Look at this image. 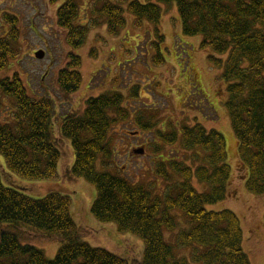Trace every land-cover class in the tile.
<instances>
[{"label": "trees", "instance_id": "16d2710c", "mask_svg": "<svg viewBox=\"0 0 264 264\" xmlns=\"http://www.w3.org/2000/svg\"><path fill=\"white\" fill-rule=\"evenodd\" d=\"M50 1L56 4L59 0ZM78 1L62 0L56 9V23L66 32L65 41L72 50L82 47L92 26L78 22ZM162 4L174 5L181 34L200 37L198 49L206 51V61L221 70L217 92L223 98L217 94L219 99L216 98L223 103L236 137L238 175L246 180L250 193L263 195L264 0H103L93 12L104 20L111 37H117L126 26L125 10L134 17L136 29L152 31L153 71L165 62L159 55L165 42L159 26ZM7 22L14 24L15 19ZM15 37L16 30L12 29L7 39L0 40V70L9 57L15 56L8 45ZM149 40L148 35L147 43L140 48L144 50ZM138 47L134 46L136 53ZM68 57L70 62L59 70L56 79L64 94L76 92L81 82L77 71L80 58L72 54ZM0 93L15 105L10 121L0 123V156L7 172L30 182L55 179L61 154L51 133L54 102L47 97H29L17 73L0 80ZM122 101L119 92L89 97L81 116H68L59 125L62 137L71 142L75 158L68 174L83 177L96 188L90 208L93 218L114 224L118 233H131L143 241L141 261L134 264H250L242 249L238 217L228 209L206 208L230 194L226 186L232 170L227 163L224 137L216 130L204 129L197 116L192 124L183 120L174 125L167 122V130H159L154 122L155 108L134 111L123 106ZM129 121L135 129L152 133L162 141L154 142L155 151L174 144L184 151L181 158H155L153 171L164 184L159 186L162 194L153 193L152 184L131 183L106 169L113 157L114 139L110 132L118 123ZM189 151L192 152L188 154ZM98 162L102 172L96 169ZM10 174L6 178L0 173V264H132L80 239L70 216L68 196L50 192L33 199L22 192L23 187L15 185L28 184L13 180ZM3 177L8 183L4 184ZM193 179L209 184L210 190L198 192ZM176 209L183 216H172ZM181 218L187 227L180 228ZM20 225L59 240L62 245L55 257L47 260L33 245L21 243L20 233L25 231ZM178 227L175 240L166 242L164 231L174 232ZM176 248H188L189 254L178 256Z\"/></svg>", "mask_w": 264, "mask_h": 264}, {"label": "rangeland", "instance_id": "374dc122", "mask_svg": "<svg viewBox=\"0 0 264 264\" xmlns=\"http://www.w3.org/2000/svg\"><path fill=\"white\" fill-rule=\"evenodd\" d=\"M94 1H78V22H87L92 26L82 47L72 50L66 44V32L56 23L55 12L61 0L57 4H52L50 0H0V40L7 39L12 29L16 30L15 39L8 41L9 50L15 56L9 57L6 66L0 70V80L11 78L17 73L29 97L39 99L48 96L54 100L55 116L51 121V133L61 154L57 175L53 180H20L7 172L2 156L1 175L8 178L5 174H10L13 180L28 184L15 185L23 187L24 190L21 191L33 199L42 198L50 192L68 196L71 203L70 216L78 228L80 239L92 247L106 249L134 264L141 261L143 241L131 233H118L113 225L100 223L93 218L90 208L96 197V188L89 180L68 174L75 158L71 142L62 137L59 125L71 114L81 116L89 97L113 92L121 94L122 105L130 110L155 108L154 122L162 131L167 130V122L173 125L181 120L192 122L197 116L204 129L216 130L224 137L228 152L227 163L232 170L230 182L226 186L227 193L230 194L206 208L232 211L240 221L242 249L250 264H264V195L250 194L245 186L246 180L238 175L236 137L223 103L217 100L222 97L217 92V76L221 70L206 61V51L198 49L200 37H184L174 5L162 4L163 14L159 26L165 42L159 55L165 62L161 66H155L152 71L154 33L136 29L133 26L134 17L125 10L126 26L117 37L109 36L104 20L93 12L94 7L98 8L103 0ZM3 14H9L7 18L15 19V23L4 24L3 21L9 20L6 17V20H2ZM148 35L150 40L143 50L140 47L147 43ZM136 45L139 46L137 53L134 51ZM37 50L44 51L42 59L34 57ZM130 53L133 54L129 55ZM69 54L80 58L77 71L82 82L76 92L64 94L58 87L56 77L58 71L68 64ZM146 71L152 72L148 74ZM146 77L151 78L147 80ZM14 113V101L0 93V123L9 122ZM130 122L117 124L110 132L114 139L113 157L106 169L112 174L123 176L131 183L152 184L153 193L160 194L159 186L164 184L154 175L156 159L167 161L172 157L181 158L184 151L178 144L165 145L159 152L155 151L154 142L162 144V141L157 140L152 133H142L135 129ZM134 133L137 134L133 136ZM142 146H145L144 155L129 156L132 149ZM96 169L102 172L99 162ZM6 178L4 180L3 177L4 184L8 183ZM192 184L198 192H208L211 188L209 184L195 179ZM171 214L177 218L183 216L180 209ZM181 222V227H187L184 218H181ZM3 229L9 230L6 227ZM20 229L25 231L20 233V242L33 245L47 260H52L62 245L59 240L48 238L33 228L23 226ZM179 232L180 229L174 232L165 230V240L173 242ZM174 250L178 256L189 254L188 248Z\"/></svg>", "mask_w": 264, "mask_h": 264}, {"label": "water", "instance_id": "95a60500", "mask_svg": "<svg viewBox=\"0 0 264 264\" xmlns=\"http://www.w3.org/2000/svg\"><path fill=\"white\" fill-rule=\"evenodd\" d=\"M44 56V53L42 51H37L35 52V57L38 59H42ZM134 154H142L143 153V149H136L133 151Z\"/></svg>", "mask_w": 264, "mask_h": 264}]
</instances>
